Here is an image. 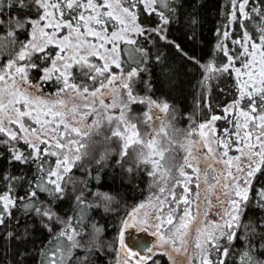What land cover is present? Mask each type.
<instances>
[{"label":"snow or ice","instance_id":"obj_1","mask_svg":"<svg viewBox=\"0 0 264 264\" xmlns=\"http://www.w3.org/2000/svg\"><path fill=\"white\" fill-rule=\"evenodd\" d=\"M184 3L0 0V159L22 166L19 175L0 173V227L6 241L24 244L31 230L17 233L10 222L36 218L49 234L37 264H96L109 252L115 264H161V257L177 264L179 256L187 264H264V215L244 220L250 206L264 213V186L253 184L264 175V0L223 5L225 23L214 32L220 63H202L169 38L174 23L186 22V38L197 39L203 5L192 0L185 12ZM142 17L155 18L154 26ZM155 41L198 65L204 87L224 75L235 81L223 115L196 123L150 94L142 74L163 62L146 47ZM113 155L130 179L147 178L114 245L91 216L118 203L99 187ZM136 228L154 243L129 247L125 233Z\"/></svg>","mask_w":264,"mask_h":264},{"label":"trees","instance_id":"obj_2","mask_svg":"<svg viewBox=\"0 0 264 264\" xmlns=\"http://www.w3.org/2000/svg\"><path fill=\"white\" fill-rule=\"evenodd\" d=\"M227 0H198L202 4V8H198L203 16V25L197 29V39L189 41L186 34L189 33V28L184 23H174L170 27L169 38L175 39L182 43L185 51L189 56H194L202 63L208 62L209 59H214L220 63L225 58L222 54L215 50V45L218 42L217 36L214 34L215 29L225 23L223 5ZM192 0H185L183 11L190 10ZM146 26H154L155 18L142 17ZM141 43H143V38ZM146 47L152 50L153 56L159 51L162 53L163 62H151L149 72L142 74V80L147 81L152 86V94L154 98L168 102L174 106L181 117L186 114L191 117V121L196 123L207 120L211 115H223L222 109L236 98L235 81L228 75H224L220 79L213 81L210 87H204L201 84L202 72L198 65L185 59L170 45L163 42L155 41L148 43ZM139 89L147 90L145 83H140ZM223 90V91H222ZM208 105L207 107L205 105ZM181 120V126L184 125ZM190 123V122H189ZM218 128L227 127L226 121H216ZM111 148L119 150L118 144H112ZM103 152V147L95 146L94 155L99 158ZM6 157V151L3 153ZM117 157L113 155L109 161L110 167L105 168L101 173L99 187L103 191L109 192L118 201L112 205V211L105 213L102 209H96L91 212L92 218L103 226L102 239L108 244H113L119 231V223L131 206L144 198L145 193L142 191L147 183V178L141 175L139 180L129 178V175L120 167L115 166ZM22 166L19 164L9 165L6 159H0V173L10 172L13 175H19ZM31 175V172L28 173ZM137 183L139 187H137ZM4 182L0 180V188ZM254 187L264 186V175L257 174V178L253 182ZM19 194H23L24 189L17 185ZM63 207V206H62ZM64 214L63 212L61 213ZM18 212H14V216H20ZM264 215L254 206H250L245 214L244 220L256 219ZM31 230V238L27 243L18 244L15 240L11 242L4 239L7 228L0 227V264L7 260L8 264H17L21 261L22 264H37V252L44 246L48 240L49 234L42 227L37 219L28 217L21 219L18 227L15 220L10 222V227L19 231L23 227ZM59 230V226L55 229ZM18 252H25L23 256H17ZM108 259L105 260L103 255L97 258L96 264H112L114 253H107ZM161 264H168L166 257H161Z\"/></svg>","mask_w":264,"mask_h":264},{"label":"water","instance_id":"obj_3","mask_svg":"<svg viewBox=\"0 0 264 264\" xmlns=\"http://www.w3.org/2000/svg\"><path fill=\"white\" fill-rule=\"evenodd\" d=\"M153 239L154 238L152 235H149L143 231L134 232L132 230H127L125 233V243L129 247H132L134 251H139V249H136L134 247L136 241H144L149 246H151L153 243Z\"/></svg>","mask_w":264,"mask_h":264},{"label":"rangeland","instance_id":"obj_4","mask_svg":"<svg viewBox=\"0 0 264 264\" xmlns=\"http://www.w3.org/2000/svg\"><path fill=\"white\" fill-rule=\"evenodd\" d=\"M156 124H157V126L159 125V123H160V121H156L155 122ZM207 161H201V166L202 167H207ZM139 202V201H138ZM137 203V202H136ZM130 210V209H129ZM128 210V211H129ZM196 226H198V225H193V230L195 229V227ZM128 230H132V231H134V232H138V231H141L139 228H136V229H128ZM145 233H147V234H149V235H151V233L150 232H145ZM154 238V237H153ZM154 241H155V238L153 239V243H154ZM152 243V244H153ZM112 264H115V261L112 263ZM177 264H187V259H186V257H183V256H179V257H177Z\"/></svg>","mask_w":264,"mask_h":264}]
</instances>
